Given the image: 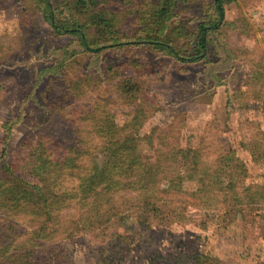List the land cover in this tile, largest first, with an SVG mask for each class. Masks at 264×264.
Wrapping results in <instances>:
<instances>
[{
    "label": "rangeland",
    "instance_id": "374dc122",
    "mask_svg": "<svg viewBox=\"0 0 264 264\" xmlns=\"http://www.w3.org/2000/svg\"><path fill=\"white\" fill-rule=\"evenodd\" d=\"M160 1L109 8L128 30ZM38 3L0 0V264H190L197 254L264 264V0H227L208 58L189 64L142 46L84 52L54 33ZM128 137L143 171L162 166L160 187L113 191L124 212L108 223L68 234L59 219L80 225L81 194L50 215L24 200L25 183L71 198L81 179L69 173L94 178Z\"/></svg>",
    "mask_w": 264,
    "mask_h": 264
},
{
    "label": "trees",
    "instance_id": "16d2710c",
    "mask_svg": "<svg viewBox=\"0 0 264 264\" xmlns=\"http://www.w3.org/2000/svg\"><path fill=\"white\" fill-rule=\"evenodd\" d=\"M114 1L119 2L120 0H38V4L45 20L57 36L69 35L79 40L84 52L96 56H100L108 50L142 46L159 51L164 56L173 58L181 64L199 63L206 60L211 51L214 44L211 35L219 32L226 25L225 4L227 0H213L211 3H204L203 0H161L157 7L147 8V11L139 13L141 27L127 30L125 26L120 25L118 15L112 14L114 12L109 8L110 2ZM193 9L201 11L196 20L192 18ZM89 29L94 30V37H89L87 33ZM179 39L181 43H179ZM134 88V84L131 82L122 85L125 94H129ZM112 133L113 131L109 132L107 139L115 138L116 132L115 134ZM11 138L12 130L8 128L5 138L6 147ZM128 138L130 139L128 141L125 139L119 152L114 155L113 158L115 159L111 160L107 168L98 172L94 178L89 177L90 179L87 181L80 172L69 173L70 176L81 179V185L76 187L77 193L72 192L71 198H67V195H70L69 191H63L64 193L60 195H65L60 198L58 193L46 192L45 186L25 183L28 190L22 192L25 194L24 200L31 206H39L42 215L43 213L50 215V212H53L59 202L65 200L74 203V200L79 198L77 196L81 194V207L84 212L80 214L77 221L80 225H77L75 220L65 219L66 216L59 219L61 222H67V229L63 230L68 234L78 232L83 225H85L84 227L97 228L108 223L115 212H124L122 211L124 210L123 207L114 203L113 191L126 192L133 190L132 188L136 185L141 186L142 184L147 185L148 188L155 185V191L160 187L158 177L160 171L162 172V166L155 165L154 169L152 165L151 169L148 170L146 167V170L143 171L141 168L144 167V164L141 161L144 159L140 158L137 152L136 140L131 137ZM119 139L121 140V136ZM177 151L178 154L187 153L182 149ZM42 159L43 155L41 154L39 157L37 156V159L33 157L32 162H40ZM47 162L48 160L44 158L43 164ZM238 167L240 165L236 163L234 168ZM67 168L69 170V166L65 164V167L55 171L57 172L56 176L59 177L61 173L64 174L63 171H66ZM49 170L50 168L46 172H53ZM6 172L9 175V180L19 185L12 167L7 165ZM154 172L155 175L152 174ZM129 177L130 179H126ZM174 188H176L175 185ZM94 195L100 198L94 200ZM153 196L155 197V195ZM155 199L158 198L155 197ZM146 204L150 205L151 201ZM43 209L46 211L43 212ZM114 210L115 212L112 214ZM143 218L139 217V220L141 224L145 225ZM118 237L122 238L121 234H118ZM211 262V256L205 254H197L190 259V264H211Z\"/></svg>",
    "mask_w": 264,
    "mask_h": 264
}]
</instances>
